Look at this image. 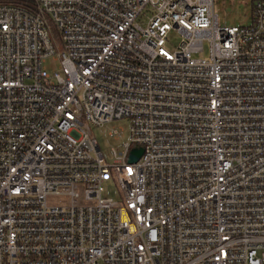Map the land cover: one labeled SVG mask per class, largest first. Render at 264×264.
<instances>
[{
    "label": "built area",
    "instance_id": "built-area-1",
    "mask_svg": "<svg viewBox=\"0 0 264 264\" xmlns=\"http://www.w3.org/2000/svg\"><path fill=\"white\" fill-rule=\"evenodd\" d=\"M12 1L0 264H264V0L232 28L214 0ZM121 120L109 162L92 128Z\"/></svg>",
    "mask_w": 264,
    "mask_h": 264
},
{
    "label": "rangeland",
    "instance_id": "rangeland-1",
    "mask_svg": "<svg viewBox=\"0 0 264 264\" xmlns=\"http://www.w3.org/2000/svg\"><path fill=\"white\" fill-rule=\"evenodd\" d=\"M259 0H214L215 2V14L218 16L219 25L221 27H243L249 26L253 20V12L256 2ZM150 14L145 17L144 20H139V23L142 25L145 23V20H148ZM54 26V25H52ZM51 26V27H52ZM182 37L176 32H172L169 35L168 42L166 44V49L171 53H175L177 47L181 44ZM55 46V50L57 53H61L63 51V46L60 43ZM205 52L203 55L194 56L195 58H209V46L206 44L204 46ZM59 65L54 64L53 60H49L47 63L48 71L52 72L54 68H57ZM113 129L123 130L124 139L120 142H115L109 137V133ZM92 135L99 143L102 152L107 156L109 162L111 160V151L112 148H120L123 143L129 141L131 136V124L127 120L116 121L105 127H94L92 128ZM106 193L117 199V187L113 183H109L105 185ZM53 203H60L59 200H54Z\"/></svg>",
    "mask_w": 264,
    "mask_h": 264
},
{
    "label": "trees",
    "instance_id": "trees-1",
    "mask_svg": "<svg viewBox=\"0 0 264 264\" xmlns=\"http://www.w3.org/2000/svg\"><path fill=\"white\" fill-rule=\"evenodd\" d=\"M13 3H19L22 5L27 6L29 3H33L32 0H13ZM53 24H51L52 26ZM51 32H52V36L54 37V40L56 43H60V39H59V32L57 31L55 26L51 27ZM58 45V44H57Z\"/></svg>",
    "mask_w": 264,
    "mask_h": 264
},
{
    "label": "water",
    "instance_id": "water-1",
    "mask_svg": "<svg viewBox=\"0 0 264 264\" xmlns=\"http://www.w3.org/2000/svg\"><path fill=\"white\" fill-rule=\"evenodd\" d=\"M143 154V150L142 149H135L132 151V154L130 156V161L131 162H137L141 156Z\"/></svg>",
    "mask_w": 264,
    "mask_h": 264
}]
</instances>
